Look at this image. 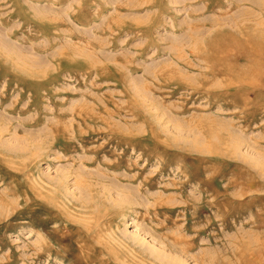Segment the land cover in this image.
Masks as SVG:
<instances>
[{"label":"rangeland","instance_id":"obj_1","mask_svg":"<svg viewBox=\"0 0 264 264\" xmlns=\"http://www.w3.org/2000/svg\"><path fill=\"white\" fill-rule=\"evenodd\" d=\"M0 264H264V0H0Z\"/></svg>","mask_w":264,"mask_h":264}]
</instances>
